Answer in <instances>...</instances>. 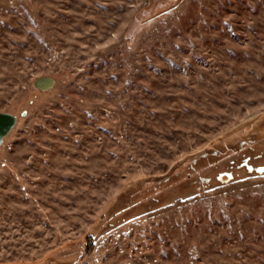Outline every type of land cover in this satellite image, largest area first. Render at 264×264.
Masks as SVG:
<instances>
[{"label": "rangeland", "instance_id": "1", "mask_svg": "<svg viewBox=\"0 0 264 264\" xmlns=\"http://www.w3.org/2000/svg\"><path fill=\"white\" fill-rule=\"evenodd\" d=\"M24 110L0 264H79L91 232L88 264H264V0H0V111Z\"/></svg>", "mask_w": 264, "mask_h": 264}, {"label": "water", "instance_id": "2", "mask_svg": "<svg viewBox=\"0 0 264 264\" xmlns=\"http://www.w3.org/2000/svg\"><path fill=\"white\" fill-rule=\"evenodd\" d=\"M56 77L42 75L33 81V87L38 91L45 92L51 90L56 84ZM27 112L22 111L19 116L13 113L0 111V148L4 143L5 137L16 125L18 117H25Z\"/></svg>", "mask_w": 264, "mask_h": 264}, {"label": "trees", "instance_id": "3", "mask_svg": "<svg viewBox=\"0 0 264 264\" xmlns=\"http://www.w3.org/2000/svg\"><path fill=\"white\" fill-rule=\"evenodd\" d=\"M210 190H212V188ZM214 190H216V189H213L212 191H214ZM127 210H128L127 206H125L123 208V210L120 211V213L126 212ZM116 214H117L116 211H111V206H109V208L107 210H105V213H103V218H106V221H107L105 228L112 229V228L118 226V224H119V222L117 220L118 214L117 215ZM98 237H99V235L94 234V232L88 233L84 236V238L82 240V250H80L78 253L75 254L76 260L78 261L79 264H88V261H86L85 259L88 258L93 253V251L95 250ZM72 258H73L72 261H74L75 257H72ZM41 263H43V262H40L37 264H41Z\"/></svg>", "mask_w": 264, "mask_h": 264}, {"label": "snow or ice", "instance_id": "4", "mask_svg": "<svg viewBox=\"0 0 264 264\" xmlns=\"http://www.w3.org/2000/svg\"><path fill=\"white\" fill-rule=\"evenodd\" d=\"M259 171L264 172V169H260Z\"/></svg>", "mask_w": 264, "mask_h": 264}]
</instances>
